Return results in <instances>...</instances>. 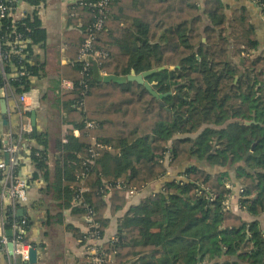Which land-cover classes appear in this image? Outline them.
I'll list each match as a JSON object with an SVG mask.
<instances>
[{"label":"trees","instance_id":"obj_1","mask_svg":"<svg viewBox=\"0 0 264 264\" xmlns=\"http://www.w3.org/2000/svg\"><path fill=\"white\" fill-rule=\"evenodd\" d=\"M93 2L69 7L73 62L63 66L62 77L73 88L61 97L81 135L63 144L54 196L73 214L92 212L103 239L107 211L115 216L129 190L165 179L160 191L117 218L115 237L101 245L114 254L107 264H264V218L258 219L264 216V50L251 13L242 6L230 17L222 0H109L104 10ZM255 2L264 18V0ZM100 18L104 25L97 29ZM18 34L22 53L11 54L5 68L19 73L9 82L22 94L45 70L34 50L47 33L35 12L1 21V36L13 41ZM90 36L93 49L106 53L97 60L105 75L123 79L166 67L145 78L163 97L138 81L95 76L93 63L79 60ZM25 139L16 176L19 156L27 155L48 178L47 135L32 131ZM232 187L252 221L228 208ZM20 207H2L6 232L16 222L28 234L31 219L18 215Z\"/></svg>","mask_w":264,"mask_h":264},{"label":"crops","instance_id":"obj_2","mask_svg":"<svg viewBox=\"0 0 264 264\" xmlns=\"http://www.w3.org/2000/svg\"><path fill=\"white\" fill-rule=\"evenodd\" d=\"M75 1L41 0L35 7L27 0H20L16 2L13 10L15 20L36 12L47 33L46 42L35 47L34 50V59L44 62L45 70L41 76L32 78L29 94L32 103L37 104L39 133H44L48 137V178L44 172L36 169V163L31 157L19 156V175L27 185L29 196L28 201L22 204L20 209H23L24 215L31 219L27 240L31 247L38 250V262L35 264H89V257L93 254L89 250L97 245L96 240L89 239L91 219L85 215L73 214L71 209H63L61 204L64 199H57L51 189L57 159L67 154L62 149L63 144L70 136L81 135L77 124L67 120L68 112L61 97L63 91L73 88V81L63 78L62 71L63 66L73 62L72 54L69 53L68 33L73 29L69 21V7ZM222 1L227 6V14L230 17L237 8L242 6L249 10L257 27L261 50H264V18L255 0ZM100 74L102 77L105 75L102 72ZM4 98L6 108L3 110L0 97V148L14 141L13 135L19 132L21 124L20 104L10 96ZM1 162H6L5 153L2 151L0 152ZM164 181L165 179H160L150 183L143 191L137 192L132 198L129 197L126 207L115 216L107 211L105 216L110 218V224L100 241L106 242L113 239L117 232V218L122 216L130 205L137 204L142 198L160 191ZM232 195L227 202L232 199ZM4 200L5 198H0L3 206ZM232 211H235V208ZM238 214L244 219L248 216L245 211ZM70 226L74 227L82 237H78ZM0 264H21V262L19 258L0 249ZM29 264L33 263L29 262Z\"/></svg>","mask_w":264,"mask_h":264},{"label":"built area","instance_id":"obj_3","mask_svg":"<svg viewBox=\"0 0 264 264\" xmlns=\"http://www.w3.org/2000/svg\"><path fill=\"white\" fill-rule=\"evenodd\" d=\"M17 1L20 0H0V28L1 21L6 18H11L13 22L15 20L13 18V10ZM109 0H96V2L91 3L90 5L93 7H98L100 10H104L107 7ZM104 25V19L100 18L95 23V28L101 29ZM7 36V35H5ZM5 36L0 35V78L2 80V84L0 85V92L4 90L5 96H10L14 100H16L20 106V118L21 124L19 128V136L17 141H11L4 147L0 148V152L9 153L10 159L9 162H1L0 163V176L3 181V187L0 190V198L4 199L6 197V192L9 190L10 196L12 198V206L16 208L18 205H22L28 201V190L25 181L16 176L14 167L16 155L20 152L24 147V142H26L25 136L32 132V122H31V112L37 109V104L32 103L31 95L28 92H24L22 94H16L10 85L9 78L18 75L14 73H8L6 71V63L11 54H21L23 48L17 47L16 44L22 42V35L18 34L13 41L7 40ZM93 36H90L82 45L79 54V60L84 62H90L91 59L98 60V58L105 57L106 53L102 51H96L93 49ZM89 125H92L89 123ZM95 155V154H94ZM134 194V189L128 191V196H132ZM3 205L0 202V249L5 252L11 254L8 245L10 243L13 244L12 255L14 257H19L21 260V264H29V252L31 246L25 242L27 230L23 224L14 223L11 236L7 235V232L4 228L5 216L4 211L2 209ZM88 219H91V229L89 232V239H93L97 241V245L95 247L90 248L93 254L89 257V264H107L112 261L111 254H108L103 248H101V238L98 236V231L94 230L93 227L97 226L96 222L93 218V213L91 212L88 216ZM93 235H97V237H93ZM100 241V242H99Z\"/></svg>","mask_w":264,"mask_h":264},{"label":"water","instance_id":"obj_4","mask_svg":"<svg viewBox=\"0 0 264 264\" xmlns=\"http://www.w3.org/2000/svg\"><path fill=\"white\" fill-rule=\"evenodd\" d=\"M91 62L93 63V66H94V74H95V76L100 77L101 74H100V71H99V67H98L97 61L94 60V59H91ZM165 68L166 67L154 68L152 70L145 71V72H143L142 74H139V75L135 74V72H132L131 75H129V76H127V78H123V79L120 78V77H117L115 75H103V80H105V81L115 80V81H119L120 82L122 80L125 81V80L128 79V80L138 81L139 83L144 84V86L151 92V94L154 97H156V98H162L163 97V94L158 93L153 88L152 84L149 83L145 78L148 75H150V74H152V73H154V72H156L158 70L165 69ZM171 69H174V68L171 67ZM120 79H122V80H120ZM0 97L2 98V103L1 104H2V108L4 110L6 108V99L4 98L5 97L4 90H1ZM31 122H32V128H33L32 131H33V133L35 135H37L38 132H39V129H38V124H37L38 121H37V111L36 110H33L31 112ZM28 153H31L30 150H28ZM5 157H6V163H8L9 162V159H10V154L9 153H5ZM4 203H5V205H4L5 208L8 207V206H10V205H12V198L10 196L9 190H7V192H6V197H5ZM18 215L19 216H23L24 215L23 209H19L18 210ZM7 235L8 236H11L12 235V232L11 231H8L7 232ZM8 248H9L11 254H12L13 244L10 243L8 245ZM29 262L30 263H33V264H35V263L38 262V250L35 247H31L30 248V252H29Z\"/></svg>","mask_w":264,"mask_h":264},{"label":"rangeland","instance_id":"obj_5","mask_svg":"<svg viewBox=\"0 0 264 264\" xmlns=\"http://www.w3.org/2000/svg\"><path fill=\"white\" fill-rule=\"evenodd\" d=\"M173 67V66H172ZM174 68V67H173ZM195 161V160H194ZM195 163H196V161H195ZM197 163H199V162H197ZM200 164V163H199ZM200 166H201V164H200ZM173 170V168H169V173H171V171ZM231 176H232V179L233 180H235V172L234 171H231ZM230 184H231V182H230ZM228 187H229V185H228ZM234 191H235V194H233L232 195V199H230L228 202H226V204H227V206H228V208H230V209H232L233 210V208H235V211L236 212H238V213H241V212H243V211H241V209H240V205H239V202H238V195H237V192H236V190L237 189H233ZM137 194V191L136 190H134V194L132 195V196H130V198H132L133 196H135ZM247 218H246V220L247 221H252L255 217H253V216H251L250 214H248V216H246ZM264 218V216L263 217H260V218H258L259 220H261L262 221V219ZM101 243H103V242H101ZM108 254H111V253H108ZM111 258H112V260H113V256H114V254H111Z\"/></svg>","mask_w":264,"mask_h":264}]
</instances>
